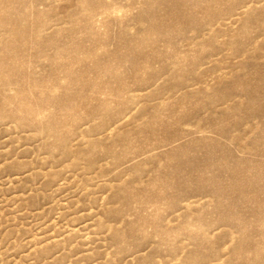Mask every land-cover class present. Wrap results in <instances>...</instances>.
Listing matches in <instances>:
<instances>
[{"label": "rangeland", "instance_id": "1", "mask_svg": "<svg viewBox=\"0 0 264 264\" xmlns=\"http://www.w3.org/2000/svg\"><path fill=\"white\" fill-rule=\"evenodd\" d=\"M0 264H264V0H0Z\"/></svg>", "mask_w": 264, "mask_h": 264}]
</instances>
